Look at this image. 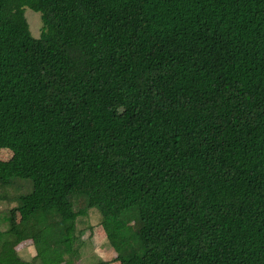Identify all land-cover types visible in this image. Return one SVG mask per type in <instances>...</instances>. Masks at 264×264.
<instances>
[{"label":"trees","instance_id":"trees-1","mask_svg":"<svg viewBox=\"0 0 264 264\" xmlns=\"http://www.w3.org/2000/svg\"><path fill=\"white\" fill-rule=\"evenodd\" d=\"M3 150L0 264H264V0H0Z\"/></svg>","mask_w":264,"mask_h":264},{"label":"rangeland","instance_id":"rangeland-1","mask_svg":"<svg viewBox=\"0 0 264 264\" xmlns=\"http://www.w3.org/2000/svg\"><path fill=\"white\" fill-rule=\"evenodd\" d=\"M26 17L28 19L31 32L36 37L41 36L43 22L42 15L31 9H26ZM11 152L3 150L0 152V159L9 160ZM8 196L13 197L12 192ZM10 203L7 201L0 202V214L5 215L8 211ZM83 206V204H80ZM79 205V206H80ZM20 221L17 212L12 216V223L15 225ZM0 229L7 230V221H1ZM101 219L98 214L88 217L77 224L74 234L77 235L78 242L75 243L77 255L73 258V264H121L117 260V246L120 244V238H107L100 226ZM31 248L26 245L21 248V255L27 256ZM30 259V257H29Z\"/></svg>","mask_w":264,"mask_h":264}]
</instances>
